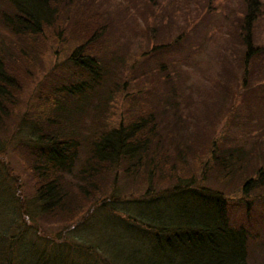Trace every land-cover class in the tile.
Wrapping results in <instances>:
<instances>
[{
  "label": "trees",
  "instance_id": "1",
  "mask_svg": "<svg viewBox=\"0 0 264 264\" xmlns=\"http://www.w3.org/2000/svg\"><path fill=\"white\" fill-rule=\"evenodd\" d=\"M65 1L72 0H0V22L13 36L8 43L0 36V132H7L14 123L22 93L19 76L29 71L28 63L38 54L41 40L36 39L44 27L64 21ZM251 9L246 23L252 18ZM247 31L245 37L249 38ZM29 36L35 39L31 42ZM244 41L249 53L251 39ZM83 43L67 57L75 67L69 80L58 89L49 85L42 98L46 107L35 108L31 117L23 113L7 142L22 141L29 147L26 165L37 184L38 218L45 215L72 222L107 193L112 168L143 174L148 186L141 195H114L79 221H88L90 227L94 213L113 217L114 233L124 234L126 246L104 248L97 238L94 245L90 241L85 246L70 241L65 233V240L56 239L54 246L36 250L42 243L38 239L32 237L28 244L21 238L23 233L1 235L0 264H75V256L83 264L91 257L94 264H250L251 229L231 220L232 210L242 206L251 210L264 200V167L256 165L254 147H246V133L238 135L232 148L211 140L208 159L201 163L200 171L179 174L178 169L186 170L189 160L195 158L199 141L208 137L207 129L196 135L198 126L209 125L211 120L208 114L195 118L202 113L192 107L193 99H184V75L173 67L179 79L176 83L172 68L161 66L163 92L156 99L164 97L166 107L158 109L156 103L152 109L140 106L137 84L128 108L135 117L113 124L109 116L117 71L112 74L109 66L99 65ZM244 77L243 84L247 74ZM166 110L172 113L169 120L164 116ZM22 124L29 135L21 140L18 130ZM164 167L174 181L157 190L152 182L154 168L161 173ZM230 181L239 183L235 186L241 191L237 201L223 192L232 189Z\"/></svg>",
  "mask_w": 264,
  "mask_h": 264
},
{
  "label": "rangeland",
  "instance_id": "2",
  "mask_svg": "<svg viewBox=\"0 0 264 264\" xmlns=\"http://www.w3.org/2000/svg\"><path fill=\"white\" fill-rule=\"evenodd\" d=\"M253 1H65L64 21L59 19L44 27L36 39L41 40L38 54L28 63L29 71L19 76L22 93L19 106L15 108L14 123L7 132H0V168L5 173H0V236L23 233L21 238L28 244L32 237L42 241L36 250L45 245L54 246L56 239L65 240V233L70 241L85 246L90 241L94 245L95 238L103 243L104 248L126 246L124 234L118 236V232L114 233L113 217L94 213L91 229L88 221H79L96 205L106 203L114 195L121 198L141 195L148 186V179L143 174L112 168L108 173L107 193L98 197L72 222L63 223L45 215L38 218L35 206L37 184L26 165L25 154L29 147L22 141L7 142L23 113L31 117L35 108L46 107L42 98L48 93L49 85L58 89L72 76L75 67L67 57L82 42L99 65L109 66V73L117 71L114 79L118 80V85L112 88L116 92L109 116L113 124H118L119 119L127 121L135 117L128 108L137 84L141 88L140 106L152 109L156 103L158 109L166 107L164 97L156 99L163 92L161 66L172 68L176 83L179 79L173 67L177 68L179 75L180 72L184 75L181 78L183 86L187 85L184 99H193L192 107L202 113L195 118L208 114L211 120L209 125L198 126L196 135L207 129L208 137L205 142L199 141L195 158L189 160L186 170L178 169L179 174L200 171L201 163L208 159L211 140L217 146L232 148L240 133L247 135L246 147H254L256 165L264 167V0ZM249 9L252 18L246 23ZM246 30L249 38L245 37ZM0 36L7 43L13 38L1 22ZM244 38L251 39L253 49L249 53ZM29 39L32 42L31 39L35 38L29 36ZM256 51L257 54H253ZM244 74H247V81L243 84ZM258 91L263 94L258 95ZM184 106L186 108V103ZM164 116L169 120L172 113L166 110ZM25 127L22 124L18 130L21 140L23 135H29ZM154 173L152 182L157 190L174 181L166 167L161 173L154 168ZM228 184L232 189L223 192L230 200H239L241 191L235 187L239 183L230 181ZM262 202L263 205L257 203L251 210L242 206L231 212L232 222L244 224L253 234L249 246L250 264H262L264 256V200ZM71 227L72 230L68 231ZM40 235L46 237L42 239ZM104 255L109 258L108 254ZM75 260V264H83L76 256ZM87 262L94 264V257Z\"/></svg>",
  "mask_w": 264,
  "mask_h": 264
}]
</instances>
